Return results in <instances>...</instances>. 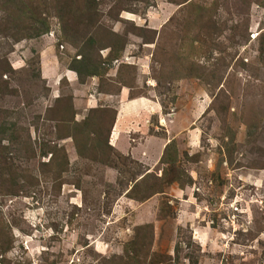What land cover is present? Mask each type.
<instances>
[{
    "label": "rangeland",
    "instance_id": "374dc122",
    "mask_svg": "<svg viewBox=\"0 0 264 264\" xmlns=\"http://www.w3.org/2000/svg\"><path fill=\"white\" fill-rule=\"evenodd\" d=\"M0 264H264V0H0Z\"/></svg>",
    "mask_w": 264,
    "mask_h": 264
},
{
    "label": "crops",
    "instance_id": "0c3cea01",
    "mask_svg": "<svg viewBox=\"0 0 264 264\" xmlns=\"http://www.w3.org/2000/svg\"><path fill=\"white\" fill-rule=\"evenodd\" d=\"M122 19L123 16L119 15ZM115 31V30H114ZM139 69V68H138ZM139 72L141 71L140 69L138 70ZM140 75H143L142 72H140ZM137 83V82H136ZM130 91V89H129ZM128 88L124 85L120 86L117 93L113 95L114 97L117 98L118 103L114 105L115 113H114V118H113V125L111 127V131L109 132V145L116 150L119 151V153L123 155H128L131 157H135L136 153L140 151L141 154H139V159L144 157L145 152H141V149L143 148V143H137L134 145H130L126 138L127 134V129L129 125L135 126L134 128L136 129L142 124V121L144 120L145 117L138 112L139 108H141V101L144 100V97L137 98L138 100L135 99H128ZM137 106V107H136ZM89 108H93L94 105L89 104ZM152 111V110H151ZM157 114V113H155ZM163 115L157 114L158 117V123L160 126H162V120L161 117ZM147 120H144L146 122ZM164 139V137H162ZM159 138L156 137H147L146 142L149 144L153 143L154 141H157ZM163 139L161 140L163 142ZM160 139L158 140V142ZM157 142V143H158ZM154 144V143H153ZM149 147V146H148ZM150 148V147H149ZM148 148V149H149ZM140 161V160H139ZM145 164H148V162L143 160ZM156 164V163H155Z\"/></svg>",
    "mask_w": 264,
    "mask_h": 264
},
{
    "label": "trees",
    "instance_id": "16d2710c",
    "mask_svg": "<svg viewBox=\"0 0 264 264\" xmlns=\"http://www.w3.org/2000/svg\"><path fill=\"white\" fill-rule=\"evenodd\" d=\"M89 41L91 42L92 40L89 39ZM74 71L79 75L81 76L82 75V72L81 70H79L78 68H74ZM84 74V73H83ZM88 76H93V75H97L95 71H88L87 74Z\"/></svg>",
    "mask_w": 264,
    "mask_h": 264
}]
</instances>
